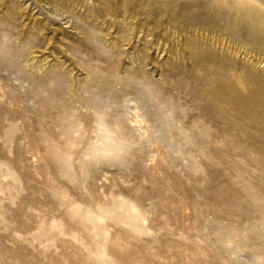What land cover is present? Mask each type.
Here are the masks:
<instances>
[{"label":"rangeland","instance_id":"374dc122","mask_svg":"<svg viewBox=\"0 0 264 264\" xmlns=\"http://www.w3.org/2000/svg\"><path fill=\"white\" fill-rule=\"evenodd\" d=\"M0 264H264V7L0 0Z\"/></svg>","mask_w":264,"mask_h":264},{"label":"snow or ice","instance_id":"6c2138e0","mask_svg":"<svg viewBox=\"0 0 264 264\" xmlns=\"http://www.w3.org/2000/svg\"><path fill=\"white\" fill-rule=\"evenodd\" d=\"M222 2L227 4L229 2V0H222ZM242 2L251 3V4H257L260 7H264V5L258 4V0H242ZM83 119H85L86 121L90 122L91 118L88 117V116H84ZM92 163H94L96 165L106 164L107 163V158H101L100 160H94Z\"/></svg>","mask_w":264,"mask_h":264},{"label":"bare ground","instance_id":"6f19581e","mask_svg":"<svg viewBox=\"0 0 264 264\" xmlns=\"http://www.w3.org/2000/svg\"><path fill=\"white\" fill-rule=\"evenodd\" d=\"M246 101V100H245Z\"/></svg>","mask_w":264,"mask_h":264}]
</instances>
